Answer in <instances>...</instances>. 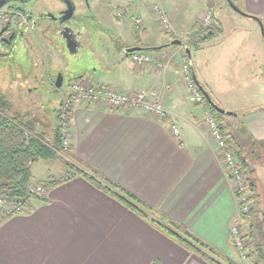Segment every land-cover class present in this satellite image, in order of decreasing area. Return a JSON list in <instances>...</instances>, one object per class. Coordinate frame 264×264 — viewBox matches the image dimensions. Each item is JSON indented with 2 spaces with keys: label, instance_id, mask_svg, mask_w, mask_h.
<instances>
[{
  "label": "crops",
  "instance_id": "1",
  "mask_svg": "<svg viewBox=\"0 0 264 264\" xmlns=\"http://www.w3.org/2000/svg\"><path fill=\"white\" fill-rule=\"evenodd\" d=\"M214 1L204 0V11L197 17L196 23L187 24L186 31L175 30V35L166 34L169 38L160 44L153 41L155 36L146 25L151 19L142 15L144 26L132 29L133 41L127 40L128 45L122 41L113 46L120 51L124 62L127 59L131 63L130 73L122 69L117 71L123 74L121 80L94 81L95 73L90 70L74 78L83 77L128 92L155 90L167 115L158 119L137 108L111 110L78 103L70 121L72 139L67 159L72 161L75 169H93L108 177L155 211L184 226L222 255L234 259L237 253L231 243L230 225L237 216V199L203 121V111L188 92L180 67L186 60L192 77H196L211 100L223 109L214 99L211 86L199 80L191 60L192 53L189 58L184 45L197 24H202L206 9ZM235 2L244 13L264 19V0ZM222 4L216 1L215 18L225 29V22L233 18L227 9L222 8ZM138 10L139 5L137 14ZM98 16L102 18L100 13ZM102 21L107 23L109 19ZM117 23L121 29L128 27L127 24L122 26L120 20ZM39 25L44 37L50 41L44 30L47 22L41 21ZM100 25L99 21L97 26ZM137 29H140V35ZM236 30L230 33L231 44L239 36L238 43L234 45L242 48L249 41L248 37L253 36V41L261 49L264 47L258 33L245 35ZM104 32L100 29L99 34ZM173 39L184 40V43L174 47L171 45ZM130 48H154L147 53L165 60L166 68L158 70L136 66L128 55L130 53H127ZM0 49L5 52L2 45ZM249 65L250 61L243 73L250 71ZM255 80L242 79L245 84L243 89L252 90L253 85L258 83L260 93L256 103L245 106L243 109L248 108V111L239 118L252 138L264 141V81ZM223 110L227 112L225 108ZM226 117L223 121L226 134L244 147L250 145L251 137L242 134L241 125L237 129L230 127L229 121L238 119L237 115L227 114ZM173 123L181 132L180 138L172 131ZM256 171L261 218L264 219V164L257 163ZM73 173L68 180L48 189L44 198L46 201L34 202L33 212L16 215L0 225V264H152L154 260L162 264H208L121 202ZM50 177L56 178L57 175L50 173L48 179Z\"/></svg>",
  "mask_w": 264,
  "mask_h": 264
},
{
  "label": "rangeland",
  "instance_id": "2",
  "mask_svg": "<svg viewBox=\"0 0 264 264\" xmlns=\"http://www.w3.org/2000/svg\"><path fill=\"white\" fill-rule=\"evenodd\" d=\"M96 1L88 0V4L97 11V14L100 13L102 15V18L99 17L102 27L101 25L99 27L95 26V31L91 28V33L86 35L84 42L76 54L69 52L67 48L63 50L60 46H55L50 39V37L54 39L51 35H48L50 41H47L38 28L27 33L24 38L18 39L14 48L9 52L7 51L8 55L5 56V52L0 51V56L3 57L0 60V89L4 93H7L8 100L12 104L11 113L23 117L26 122L34 125L36 131L42 133L51 144L54 143L58 130L61 137L59 113L65 104L67 92L72 83L83 79L81 77L75 80V77L85 74L90 70L95 73L94 81H99V79L100 81H102L101 79L108 81L122 79V72H117L119 69L130 73L129 68L131 67V63L127 59L124 62V59H121L122 55L120 51L113 47L115 45L114 36L117 38L119 36L120 42L123 41L124 44L128 45V41H133V30L136 28L141 29L144 26L145 20L142 16L144 15L145 17L149 16L152 20V22L151 20L148 21L146 25L150 33L155 36V40L153 39V41L160 44L169 38L166 34L175 35L176 31H186L188 28L187 24L196 23L201 11H204L202 9L204 0H101L98 4ZM216 1L208 6L205 11L206 14L213 16V20L215 19L216 7L214 6L216 5ZM219 1L223 3L222 8L230 12V17L232 16L233 19L225 22L222 40L208 43L201 50H193L191 52V60L202 84L211 86L216 102L223 109L225 108L227 112H234L243 109L249 104L256 103L258 99L257 94L260 93V84H254L252 90H245L243 89L245 84L242 79L247 77L251 81L255 79L264 81V47L261 49V46L255 43V40L253 41V36H250L248 37L249 41L245 42L242 48H239L234 43L237 44V40L240 37H235L231 44L230 33L234 32L235 29H237L236 32L246 33L245 35L258 33L263 43L264 36L261 24L250 17L232 10L226 0ZM141 3H143V7H141ZM137 5L140 6V10H138L139 14L136 13ZM21 6L28 16L31 15L35 19L39 18L40 10L35 3H26ZM155 6L165 11V15L173 26L172 32H167L161 26ZM117 7H123V9L121 10V8L118 9ZM133 17H142V26L135 27L131 22ZM106 19H109L111 24L109 21L107 23L102 21ZM117 20L122 21V26H126L127 24L128 27L121 29L122 27L118 25ZM0 26V34L2 33L3 37L8 39L5 34L4 25L1 22ZM100 29L101 31H105L104 33L106 34H99ZM140 29H137L139 35ZM241 49L245 51H241ZM142 52L151 51L143 49ZM153 58L157 59L154 56ZM159 61L164 63L163 69H165L167 65L165 64L166 61ZM249 61L250 71L243 73ZM103 74L107 75V77H103ZM59 75L63 76L61 88L56 87ZM88 81H90L91 85H103L89 79ZM183 81L185 83L184 79ZM185 86L188 89L186 83ZM260 107L262 105L257 108ZM241 113L240 111V118L242 117ZM240 118L238 117L236 120L229 121L230 127L239 128L238 126L242 122ZM62 157L55 160H40L34 163L32 165V186L35 184L39 185L43 180L48 179L50 173L57 175V177H50L49 179L64 180L70 177V174L73 172L71 167L72 161L67 159L69 156L62 155ZM14 205V203L9 202L5 204L0 203V209L8 210L9 207L13 208ZM241 213V206L238 204L237 216L230 225L231 243L233 245L235 243L233 242L231 228ZM260 220L256 236H258L261 242H264V219L261 218ZM236 223H239L241 234L244 235L245 228L243 223V226L240 222ZM243 240L244 248L236 249L237 255L234 256V259L229 258L238 264H251L247 257L248 253L245 251L247 240L246 238Z\"/></svg>",
  "mask_w": 264,
  "mask_h": 264
},
{
  "label": "trees",
  "instance_id": "3",
  "mask_svg": "<svg viewBox=\"0 0 264 264\" xmlns=\"http://www.w3.org/2000/svg\"><path fill=\"white\" fill-rule=\"evenodd\" d=\"M233 2L236 4L235 0H233ZM244 16L254 20L256 19V16L249 14H244ZM259 19L263 22L264 26L263 18L259 17ZM223 34L224 27L222 23L215 18L213 23L209 26L205 27L201 24H197L194 30L191 31L184 45L190 50H201L206 44L221 39ZM182 43L184 42L182 41ZM15 44V37L6 39L3 37L2 33L0 34V45H2L5 50V56L8 55L7 51L9 52L14 48ZM178 46L179 45H174V47ZM144 49L150 51L154 48ZM128 55L130 56L131 53ZM2 58L3 57L0 56V60ZM8 99L7 93H4V91L0 89V201L14 204L20 202L21 205L18 209L11 212H8L6 209H0V225L16 215L33 212L35 210L34 202L46 201V199L30 191L33 183L32 165L34 163L40 160L47 161L59 159L62 155L70 157L69 150L63 148L59 130L56 132L54 143L51 144L42 133L36 131L34 125L26 122L23 117L11 113L12 104ZM206 103L213 111L214 115L219 119L223 135L227 143L235 151L238 166L247 180L246 189L242 194L248 195L249 201L252 202V207L248 212L239 214L236 221L240 222L241 225L243 223L245 228L243 238L247 240V246L245 247V251L248 253L247 257L251 264H264V242H261L258 236H256L257 227L258 224H260L262 215L261 195L259 192V180L256 166L257 163L264 164V141L252 138L248 129L244 126L243 121L240 119L242 121L240 130L243 135H249L251 137V144L246 148L244 145L234 142V138L225 132L226 127L223 121L227 114H222L216 110L207 98ZM247 111L248 109L242 110V116L246 114ZM235 115L240 117V112L235 113ZM71 167L74 172L73 175L82 176L90 183L121 202L141 218L149 221L154 228L185 248L189 253L196 254L208 264H238L232 259L221 255L215 248H212L197 238L184 226L177 224L163 214L155 211L137 196L125 190L108 177L101 175L93 169H75L73 165H71ZM63 181L64 180L51 178L41 183L47 189H50L61 184ZM240 194L241 193H239V195ZM233 247L237 249L235 244ZM152 264L162 263L159 260H154Z\"/></svg>",
  "mask_w": 264,
  "mask_h": 264
},
{
  "label": "built area",
  "instance_id": "4",
  "mask_svg": "<svg viewBox=\"0 0 264 264\" xmlns=\"http://www.w3.org/2000/svg\"><path fill=\"white\" fill-rule=\"evenodd\" d=\"M155 10L158 14V19L161 21V26L167 31L172 32L173 26L169 21V18L165 15V11L158 6H155ZM142 18V17H141ZM140 17H133L131 22L135 27H140L143 24V19ZM211 14H205L203 17L202 25L209 26L213 21ZM25 20L19 14H16L13 10L0 9V22L4 25L5 34L10 39L14 34L18 32V27L22 24V20ZM131 61L137 66H148L158 70L164 68V63L154 59L153 56L147 52H134L130 55ZM181 74L185 83L188 86L189 91L193 96V100L200 109L203 111V121L207 127L212 140L215 143L216 150L219 156V160L226 172V175L231 182L237 203L240 204L242 213L248 212L252 207V202L249 201L247 194L244 193L247 185V180L242 170L238 166L237 156L233 148L227 143L223 132L220 128L221 124L219 119L214 115L213 111L208 107L204 92L199 90L195 85L194 79L190 72L189 64L184 60L181 64ZM88 79H79L72 83L69 91L67 92V98L64 106L60 109V133L63 143V148L69 150L71 148L72 129H71V117L74 107L78 103H86L93 106H101L111 110L128 109H141L149 115H153L158 119H163L167 115V110L163 104L159 101L158 92L155 90L141 89L137 91H123L119 88L108 87L105 85H91ZM174 135L177 138L181 137V132L175 123L171 126ZM70 177H67L68 180ZM31 193L45 198L48 189L41 183L35 184L30 188ZM239 193H241L239 195ZM0 203H7L6 201H0ZM20 202L15 203L14 207L9 206V210H16L20 207ZM241 227L239 223H234L231 228L233 241L237 249L244 248V238L241 234ZM242 252V250H240Z\"/></svg>",
  "mask_w": 264,
  "mask_h": 264
},
{
  "label": "flooded vegetation",
  "instance_id": "5",
  "mask_svg": "<svg viewBox=\"0 0 264 264\" xmlns=\"http://www.w3.org/2000/svg\"><path fill=\"white\" fill-rule=\"evenodd\" d=\"M100 1L101 0H97L96 3L98 4ZM31 2L35 3L40 10V16L38 19L33 18V16L32 19H30L31 15L28 16L21 6ZM3 3L4 5L1 9L13 10L16 14L25 18V20H22V24L18 27V32L10 38L12 39L15 37L16 42L18 39H21V37L24 38L27 35L26 33L28 29L30 30L28 32L34 31L35 28L42 30L39 22H48V17H45L46 14L54 13L57 17H61L63 19L71 17L70 21L72 23H76L79 27L84 28L86 34H88V32L91 33L92 29L95 31V26H97L100 21L97 11L88 4V0H0V4ZM5 6L8 7L6 8ZM69 7H73L75 9L74 13L69 10ZM85 38L86 35L84 36V40ZM118 38L114 36L115 44L120 43V38Z\"/></svg>",
  "mask_w": 264,
  "mask_h": 264
},
{
  "label": "water",
  "instance_id": "6",
  "mask_svg": "<svg viewBox=\"0 0 264 264\" xmlns=\"http://www.w3.org/2000/svg\"><path fill=\"white\" fill-rule=\"evenodd\" d=\"M229 3L230 7L238 12L239 14L246 15L234 2L233 0H227ZM3 4H0V9L2 8ZM75 7V6H74ZM69 10L74 13V8L69 7ZM68 10V11H69ZM43 15V14H42ZM44 16V15H43ZM45 17H48V22L46 27H44V30L46 34L51 35L53 38L50 37L52 40L53 44L55 46H60L63 50L68 49L69 52L76 54L78 52V49L80 48L81 44L84 42V36L86 35V31L84 28L79 27L76 23H72L70 20L71 17H66V18H61L57 17L54 13L51 14H46ZM259 24L262 26V33L264 36V26L263 22L258 18L255 17ZM182 41L180 40H174L171 42V45H182ZM187 55L189 58H191V51L189 48L185 47ZM142 51V48H130L127 50V53H134V52H139ZM194 76V75H193ZM196 84L200 87V89L204 92L206 98L211 102L213 107L218 110L222 114H228V115H235L232 112H226L225 110L221 109L219 106H217L209 97L207 92L203 89V87L199 84L197 81L196 77H193ZM63 84V76L59 75L57 82H56V87L61 88Z\"/></svg>",
  "mask_w": 264,
  "mask_h": 264
}]
</instances>
